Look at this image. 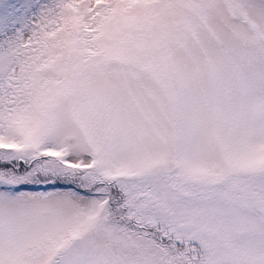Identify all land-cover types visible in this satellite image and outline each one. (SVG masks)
<instances>
[{
    "label": "snow or ice",
    "instance_id": "6c2138e0",
    "mask_svg": "<svg viewBox=\"0 0 264 264\" xmlns=\"http://www.w3.org/2000/svg\"><path fill=\"white\" fill-rule=\"evenodd\" d=\"M0 264H264V0H0Z\"/></svg>",
    "mask_w": 264,
    "mask_h": 264
}]
</instances>
